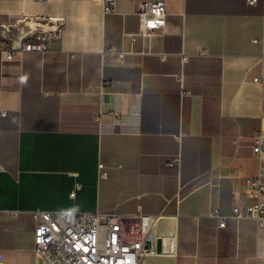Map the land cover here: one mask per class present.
<instances>
[{"label": "crops", "instance_id": "obj_1", "mask_svg": "<svg viewBox=\"0 0 264 264\" xmlns=\"http://www.w3.org/2000/svg\"><path fill=\"white\" fill-rule=\"evenodd\" d=\"M158 1L0 0V264H40L37 210L152 217L140 264H264V228L232 216L262 166L264 0H163L140 34ZM58 20L47 52L4 60Z\"/></svg>", "mask_w": 264, "mask_h": 264}, {"label": "built area", "instance_id": "obj_2", "mask_svg": "<svg viewBox=\"0 0 264 264\" xmlns=\"http://www.w3.org/2000/svg\"><path fill=\"white\" fill-rule=\"evenodd\" d=\"M92 1L102 5L105 15L116 12V0ZM257 2L258 0H248L250 5ZM138 15L140 34L147 35L163 29L167 22L166 3L162 0L145 4L138 10ZM63 24L62 20H58L54 30H41L27 36L20 48L12 46L3 51L4 60L13 61L23 53L47 52L49 42L59 37ZM6 31L10 29L7 28ZM187 61L188 57L184 55L183 64ZM260 81V78L254 80L255 83ZM253 152L261 159L262 166L256 176L246 181L247 196L252 203L246 207H234L232 216L237 219H253L261 229L264 228V144L260 135L256 136ZM170 165L180 167L181 159L173 158ZM99 170L100 176L105 178L104 165L100 164ZM32 214L36 222L34 251L40 264H140L143 257L160 254L159 239L150 232L154 219L149 216H124L101 210H37ZM214 216L221 220L220 227L224 228L226 217L217 212Z\"/></svg>", "mask_w": 264, "mask_h": 264}, {"label": "water", "instance_id": "obj_3", "mask_svg": "<svg viewBox=\"0 0 264 264\" xmlns=\"http://www.w3.org/2000/svg\"><path fill=\"white\" fill-rule=\"evenodd\" d=\"M158 251H159L160 253H161V251H162V244H161V241H159Z\"/></svg>", "mask_w": 264, "mask_h": 264}, {"label": "rangeland", "instance_id": "obj_4", "mask_svg": "<svg viewBox=\"0 0 264 264\" xmlns=\"http://www.w3.org/2000/svg\"><path fill=\"white\" fill-rule=\"evenodd\" d=\"M3 29L6 31V29H7V28H6V27H4V28H2V30H3ZM0 32H1V30H0Z\"/></svg>", "mask_w": 264, "mask_h": 264}]
</instances>
